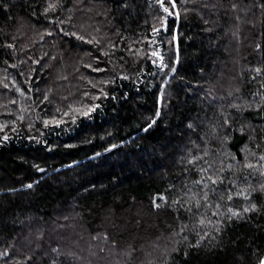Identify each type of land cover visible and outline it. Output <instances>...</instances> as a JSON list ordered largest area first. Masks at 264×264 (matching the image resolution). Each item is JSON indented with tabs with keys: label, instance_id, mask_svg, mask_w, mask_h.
I'll return each instance as SVG.
<instances>
[{
	"label": "trees",
	"instance_id": "1",
	"mask_svg": "<svg viewBox=\"0 0 264 264\" xmlns=\"http://www.w3.org/2000/svg\"><path fill=\"white\" fill-rule=\"evenodd\" d=\"M163 3L0 0V264H260L264 0Z\"/></svg>",
	"mask_w": 264,
	"mask_h": 264
},
{
	"label": "snow or ice",
	"instance_id": "2",
	"mask_svg": "<svg viewBox=\"0 0 264 264\" xmlns=\"http://www.w3.org/2000/svg\"><path fill=\"white\" fill-rule=\"evenodd\" d=\"M157 2L158 3H160V6L163 8V10H164V12H169V8H167V7H164V3H163V0H157ZM173 6H174V4H173ZM155 31V30H154ZM81 39H82V37H81ZM257 47H259V45H257ZM153 55H157L156 53H154ZM256 71L257 72H259L260 71V69H256ZM159 111H157V113H156V115L157 116H159ZM154 122V121H153ZM229 123V121L228 120H225V124H228ZM151 125H149V127H150ZM240 131L241 132H243L244 131V129L243 128H241L240 129ZM261 159H264V156H262L261 157ZM248 167H251V165H248ZM214 183H215V181H213ZM31 185H29V187H30ZM241 195H242V193H241ZM229 199H231V197H229ZM253 207H255L254 205H253ZM245 211H247V209H245ZM237 213H233V215H236ZM260 264H264V257H262L261 259H260Z\"/></svg>",
	"mask_w": 264,
	"mask_h": 264
}]
</instances>
